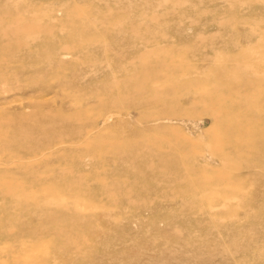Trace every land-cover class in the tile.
Wrapping results in <instances>:
<instances>
[{
    "label": "rangeland",
    "instance_id": "rangeland-1",
    "mask_svg": "<svg viewBox=\"0 0 264 264\" xmlns=\"http://www.w3.org/2000/svg\"><path fill=\"white\" fill-rule=\"evenodd\" d=\"M31 262L264 264V0H0V264Z\"/></svg>",
    "mask_w": 264,
    "mask_h": 264
},
{
    "label": "bare ground",
    "instance_id": "bare-ground-1",
    "mask_svg": "<svg viewBox=\"0 0 264 264\" xmlns=\"http://www.w3.org/2000/svg\"><path fill=\"white\" fill-rule=\"evenodd\" d=\"M219 191H220V190H219ZM221 191H222V190H221ZM221 191H220V192H221ZM20 249H21V248H20ZM32 251H33V250H32ZM34 255H35V254H34ZM41 256H42V255H41ZM41 256H40V257H41ZM30 257H32V255H31ZM35 257H37V256H34V258H35ZM38 257H39V256H38ZM40 257H39V258H40ZM15 258H16V257H15ZM34 258H32V259H34ZM42 258H43V257H42ZM42 258H41V259H42ZM8 260H10V259H8ZM8 260H7V263L9 262ZM12 260H14V259H12ZM30 260H31V259H30ZM30 260H29V261H30ZM37 260H38V259H37ZM2 261H3V259H2ZM14 261H15V260H14ZM14 261H10V262H11V263H12V262L14 263ZM29 261H28V262H29ZM41 261H43V260H41ZM36 262H37V261H36ZM38 262H39V261H38ZM11 263H10V264H11ZM31 263L33 264V262H31ZM2 264H3V263H2ZM16 264H17V263H16ZM19 264H21V263H19ZM38 264H39V263H38Z\"/></svg>",
    "mask_w": 264,
    "mask_h": 264
}]
</instances>
